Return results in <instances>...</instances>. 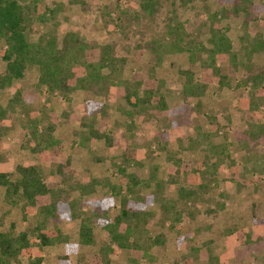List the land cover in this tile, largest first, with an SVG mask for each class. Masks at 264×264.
<instances>
[{
    "label": "rangeland",
    "instance_id": "obj_1",
    "mask_svg": "<svg viewBox=\"0 0 264 264\" xmlns=\"http://www.w3.org/2000/svg\"><path fill=\"white\" fill-rule=\"evenodd\" d=\"M16 1L27 4L33 0ZM256 2L263 4L264 0ZM35 3L38 14L20 36L23 40H35L53 30L58 42L68 31L78 32L89 42L111 41L115 55L126 58L122 78L129 81L136 75L159 78L169 110L158 119L136 114L131 118L123 114L128 104L115 93L114 86L106 97L79 89L65 99L37 87L34 70L19 71L9 86L0 89V100L5 102L20 90L29 102L27 111L20 112V117L6 121L8 129L3 136L0 169L14 179L17 165H38L45 182L62 186L70 197L79 198L78 205L87 212L109 196L117 211L121 195H148L156 188L154 178L159 179L164 197L173 205L171 212L179 213L180 220L172 226L163 220L166 216L163 208L149 207L152 212L147 220L149 234L163 232L165 238L161 245L152 246L149 257L141 258L139 264H184L176 262L178 257L200 249L203 242H209L210 255L201 256L191 264H264V131L253 136L250 125L264 122V104L251 115L246 103L249 85L240 82L250 67L254 72L257 65L264 66V54L253 53L249 59L251 66L248 69L240 66L235 76L230 77V87L211 86L199 99L184 98L181 95L183 76L179 70L189 68L188 52H166L159 60L147 45L162 36L167 19L174 15L185 22L186 31L193 33V44L204 43L207 26L202 23L206 13L203 0H160L152 14L138 0H36ZM206 3L210 10L224 5L223 0ZM51 9H55L54 15L50 14ZM261 10L257 14L261 18L255 23L264 39V4ZM221 25L227 27L233 48L242 55L241 19L229 16ZM6 47V42L0 40L3 73L8 71L10 60L2 52ZM198 57L194 58L196 63ZM243 59L247 61V57ZM47 111L57 116V125L50 137L45 134ZM30 113L38 120L35 141L44 145L43 139L47 137L60 145L57 160H41L33 153L27 147L33 142L32 137L27 138V146L21 143L20 130L28 122ZM86 125L106 132L112 142L83 138L87 134ZM221 150L232 155L239 166L244 165L242 174L232 173L236 166L228 164L225 152L217 155ZM63 159H68L69 168L60 173L57 164ZM213 159L219 161L216 163ZM132 174L138 175L142 184H132L129 180ZM235 176L240 180H234ZM71 183L86 184L93 192L79 197L77 190L69 188ZM180 187L196 193L182 197L178 192ZM253 203L259 204L260 222L252 218ZM38 217L24 216L0 187V230L12 227L19 232L31 228ZM92 223V243L78 245L71 264H91L92 256L107 245V232L95 219ZM79 224L77 218L50 217L46 221L48 228L59 229L69 242L77 241ZM240 230L252 238L241 244L235 235ZM65 245L58 242L44 247L40 264H59ZM13 264L28 263L21 258ZM109 264H132L129 250L117 248L114 253L110 252Z\"/></svg>",
    "mask_w": 264,
    "mask_h": 264
},
{
    "label": "trees",
    "instance_id": "obj_2",
    "mask_svg": "<svg viewBox=\"0 0 264 264\" xmlns=\"http://www.w3.org/2000/svg\"><path fill=\"white\" fill-rule=\"evenodd\" d=\"M35 1L22 4L16 0H0V40L7 44L2 52L6 58H10L7 62L8 71H0V89L9 86L16 73L29 69L36 72V86L44 87L47 93L54 96L68 99L74 91L81 89L106 97L110 87L114 86L115 93L128 104V108L123 112L128 117L132 118L136 114L158 119L168 112L162 81L156 77L140 78L138 75L131 81L122 78L126 58L115 55L111 41L89 42L78 32L68 31L58 42L53 30L40 34L35 40H23L20 36L38 14ZM159 1L138 0V4L152 14L155 4ZM203 2L206 5V13L202 23L207 26L204 43L193 44V33L186 31L188 28L185 22H180L174 15L167 19L162 36L147 45L149 52L159 60L166 52H188L189 68L179 70L183 76L181 95L184 98L199 99L211 86L230 87V77L235 76L238 68L244 66L248 69L249 64L251 66L249 59L253 53L264 54L263 35L255 23V20L261 18V15L257 14L262 11L264 3L258 4L256 0H223V6L210 10L207 0ZM54 13L55 9H51L50 14ZM229 16L241 19L243 34L239 38L242 55L240 50L233 48L227 27L221 25L222 20ZM195 55L199 56L198 63L194 59ZM242 56L247 57L246 62ZM251 69L252 67L248 69L250 72L240 82L249 85V98L246 103L252 115L264 104V66L257 65L254 72ZM28 99L20 90H16L5 102L0 100V163L4 146L3 136L8 129L6 121L20 117V112L27 111ZM45 117V134L50 137L57 125V116L54 112L47 111ZM37 122L36 115L30 113L28 122L21 127L20 141L26 145L27 138L32 137L33 142L26 146L38 154L41 160L55 161L59 156L60 145L47 137L43 139L44 145L40 144L41 141H35ZM250 125L253 136H258L264 131V122H252ZM86 126L87 134L83 138L112 142L111 136L106 132H100L90 125ZM28 133L31 135L28 136ZM223 152L227 154L221 150L217 155H224ZM225 156L229 159L228 164L236 166L232 173L242 174L244 165L239 166L240 163L230 154ZM213 160L216 163L219 161ZM68 165V159H63L58 162L57 170L64 172L69 168ZM15 169L17 176L14 179L0 169V187L4 188L5 196L10 198L14 206L20 208L24 216L32 214L39 217L31 228L19 232L13 231L12 227L0 230V264L19 263L21 258L28 264H40L43 260V248L58 242L66 244L64 253L58 259L59 264H71V256L76 252L78 245L92 243L91 224L94 219L107 232L108 243L92 256L91 264H109V254L114 253L117 248L128 249L131 263L139 264L141 258L149 257V249L154 245H161L165 238L163 232L149 234L147 220L152 213L149 207L158 205L163 208L166 214L163 220H168L172 226L180 220L179 213L171 212L173 205L164 197L159 179L154 178L156 188L148 195H121L117 211V206L109 196L96 202L93 210L87 212L78 205L79 198L70 197L62 186L45 182L38 165H17ZM233 179L240 180L237 176ZM129 180L134 185L142 184V179L136 174L129 175ZM69 188L77 190L79 197L93 192L87 189L86 184L71 183ZM178 192L182 197H192L196 193L187 187H180ZM258 206V203H253L251 214L252 218L260 222ZM50 217L79 219L77 241L69 242L67 236L59 229L48 228L46 221ZM235 235L241 244L252 238L243 230L235 231ZM201 245L200 249L195 248L179 256L176 262L191 264L201 256L210 255L209 242H203Z\"/></svg>",
    "mask_w": 264,
    "mask_h": 264
}]
</instances>
